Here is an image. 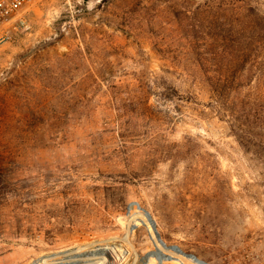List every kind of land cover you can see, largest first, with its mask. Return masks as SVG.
Segmentation results:
<instances>
[{"label": "rangeland", "instance_id": "rangeland-1", "mask_svg": "<svg viewBox=\"0 0 264 264\" xmlns=\"http://www.w3.org/2000/svg\"><path fill=\"white\" fill-rule=\"evenodd\" d=\"M245 3L264 13V0L30 3L0 46V264L120 243L132 201L170 246L264 264V151L239 140L210 87L226 76L232 106L259 109L264 127L252 94L264 46ZM130 240L122 264L154 249L144 224Z\"/></svg>", "mask_w": 264, "mask_h": 264}, {"label": "bare ground", "instance_id": "bare-ground-1", "mask_svg": "<svg viewBox=\"0 0 264 264\" xmlns=\"http://www.w3.org/2000/svg\"><path fill=\"white\" fill-rule=\"evenodd\" d=\"M136 202L132 201L129 205L128 220L125 223V231L120 243L110 242L111 240L93 241L75 248L69 247L63 250L45 252L33 261L36 262L35 264H122L128 261L130 257L127 244L131 245L130 235L134 230L133 225L144 224L148 228L154 249L148 251L147 255L143 257L133 251L135 260L132 264H204L201 262L203 259L199 256L183 249L177 250L167 243L161 242L143 210L144 207H140ZM91 244L96 248H90L91 251H89L87 247Z\"/></svg>", "mask_w": 264, "mask_h": 264}, {"label": "trees", "instance_id": "trees-1", "mask_svg": "<svg viewBox=\"0 0 264 264\" xmlns=\"http://www.w3.org/2000/svg\"><path fill=\"white\" fill-rule=\"evenodd\" d=\"M244 10L246 12V16L248 18L253 17L254 18V26L247 27L249 30H247V37L248 38H256L258 37V42L261 43L264 46V13L259 12L258 9H256L254 6H252L249 3L244 4ZM249 31H253V34H250ZM252 35V36H250ZM254 35V36H253ZM260 74H257V82L255 85V88L253 89L254 93L257 94V97L259 98L257 103V106L261 108L262 102L264 101V65L261 68ZM212 84H210V87L212 88V93L214 94L215 102L218 104V107L220 109H223L224 112H228V117L230 118V125L232 129H236L237 132L235 134L239 138V140L242 141H255L258 142L257 146L260 147V152L264 151V127L262 124V116L260 117V110L257 108H254V111H252L250 108L249 110H245L243 108H238L237 105L232 106L234 99L228 100L227 94H225L227 90V82L229 79H227L226 76L220 75L219 77L211 78ZM154 87L156 88L158 95L165 101L172 100L173 97H175L176 90L173 87L171 83H169L165 79H159L156 78L154 81ZM251 95V94H249ZM255 98V99H258ZM237 106V108H236ZM240 112V113H239ZM252 114V116L250 115ZM250 116L253 117L252 123L255 127H259V130H257L254 127L250 126ZM248 123H245V122ZM262 153V152H261Z\"/></svg>", "mask_w": 264, "mask_h": 264}, {"label": "built area", "instance_id": "built-area-1", "mask_svg": "<svg viewBox=\"0 0 264 264\" xmlns=\"http://www.w3.org/2000/svg\"><path fill=\"white\" fill-rule=\"evenodd\" d=\"M33 0H0V46L10 40L15 29L27 24L26 9Z\"/></svg>", "mask_w": 264, "mask_h": 264}, {"label": "water", "instance_id": "water-1", "mask_svg": "<svg viewBox=\"0 0 264 264\" xmlns=\"http://www.w3.org/2000/svg\"><path fill=\"white\" fill-rule=\"evenodd\" d=\"M131 203H132V202H131ZM136 203L141 207V205H140L138 202H136ZM143 210H144V212H145L147 218L149 219V221H150V223H151V225H152V227H153V230L155 231V234H156L157 237L161 240V242H163V243L165 244V242L163 241V239H162L161 236H160V233H159V231H158V229H157V227H156V223H155V221L153 220V218H152L150 212H149L147 209H145V208H143ZM135 227H136V225H133V228H135ZM171 246H172L173 248L177 249V250H181L177 245H171ZM201 262L204 263V264H210V263H208V262H206V261H204V260H202Z\"/></svg>", "mask_w": 264, "mask_h": 264}]
</instances>
